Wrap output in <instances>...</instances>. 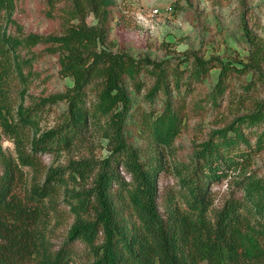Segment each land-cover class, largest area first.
I'll list each match as a JSON object with an SVG mask.
<instances>
[{
    "label": "trees",
    "instance_id": "1",
    "mask_svg": "<svg viewBox=\"0 0 264 264\" xmlns=\"http://www.w3.org/2000/svg\"><path fill=\"white\" fill-rule=\"evenodd\" d=\"M48 3L57 9L47 14L60 21L58 32L0 31V126L14 144V155L4 154L0 146V264H264V174L249 169L264 144V96L249 93L256 82L264 85V40L244 25L251 45L246 61L206 59L193 52L192 68L181 81L168 58L104 46L116 0ZM13 5V0H0V18L2 11L9 18ZM89 15L95 23L87 22ZM36 46L56 57L59 76L72 85L25 103L28 84L38 77L32 68ZM215 67L213 89L193 107L203 108L202 102L215 107L229 88V77L247 73L252 79L231 101L242 107L250 99L252 106L196 144L189 162L173 164L180 200L168 197L161 214L160 158L144 160L127 141L133 95L145 89L153 101L159 92L165 94L160 112L146 113L140 131L159 150L170 149L185 109L180 86L191 92V84ZM10 79L22 86L15 110L5 92ZM59 103L65 108L54 124L41 129V120ZM249 134L256 137L253 145ZM89 145H103L108 154L42 163L44 154L58 157ZM224 179L240 195L213 208L210 184ZM67 217V235L55 247L52 232ZM75 241L87 248V262H76Z\"/></svg>",
    "mask_w": 264,
    "mask_h": 264
},
{
    "label": "rangeland",
    "instance_id": "2",
    "mask_svg": "<svg viewBox=\"0 0 264 264\" xmlns=\"http://www.w3.org/2000/svg\"><path fill=\"white\" fill-rule=\"evenodd\" d=\"M13 9L8 18L2 11L0 31L15 33L20 28L24 33L48 34L61 29L57 18L48 16L52 9L48 0H13ZM58 7V6H57ZM157 9L154 13L153 10ZM88 23H95L92 15L87 17ZM256 39L264 40V0H116L109 25V33L104 46L112 51H125L133 56H149L152 59H169L172 68L179 69L181 81L187 79L192 68L191 53L209 58L218 56L223 60L246 61L251 45L246 39L245 29ZM42 46H36L37 56L32 61V68L38 77L28 84L25 90L24 102L38 96L59 92L72 85L67 77H60L56 57L42 52ZM186 60L182 62L181 59ZM264 71V63L262 65ZM218 67L209 71L202 79L191 84L192 91L184 92L180 86L181 96L184 95L185 109L182 112L181 130L172 143V148H157L147 132H141L143 117L146 113L160 112L165 94L159 92L156 98L148 100L143 89L133 95L131 118L128 121V143L139 148L142 158H160L162 169L159 172L158 206L161 214L165 213V203L168 197L174 196L180 200V186L177 181L174 163L189 162L196 144L208 138L210 132L221 128L240 114L247 113L252 106L250 99L244 106H237L232 102L234 95L242 92V86L252 79L251 73L229 77V88L217 98L215 107L202 102L203 108L193 107V103L213 89L218 75ZM145 82L150 83L152 77L142 75ZM171 79V75L168 76ZM250 94L256 97L264 96V85L255 83ZM22 86L16 79L8 80L6 96L15 110L21 100ZM172 99H175L177 90H173ZM65 108L64 103L52 105V110L40 122V128L52 126L58 114ZM154 116V115H153ZM250 135V134H249ZM254 135L249 136L253 145ZM0 146L6 155H14L13 141L8 138L0 126ZM108 154L103 145H89L75 148L69 152H62L60 156L44 154L41 156L45 166L63 164L68 157L79 158L88 156L101 158ZM249 169L259 175L264 174V144L253 155ZM1 170V167H0ZM212 207H220L231 195L238 197L240 192L227 179L210 184ZM71 219L54 227L52 242L55 247L65 240ZM71 247L76 252L77 263L88 261L87 248L83 243L75 241Z\"/></svg>",
    "mask_w": 264,
    "mask_h": 264
},
{
    "label": "built area",
    "instance_id": "3",
    "mask_svg": "<svg viewBox=\"0 0 264 264\" xmlns=\"http://www.w3.org/2000/svg\"><path fill=\"white\" fill-rule=\"evenodd\" d=\"M153 12L156 13L157 12V9L153 10Z\"/></svg>",
    "mask_w": 264,
    "mask_h": 264
}]
</instances>
